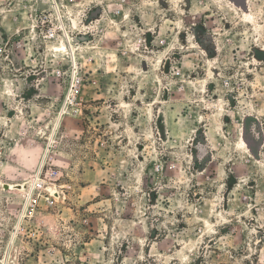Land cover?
<instances>
[{
  "label": "rangeland",
  "instance_id": "1",
  "mask_svg": "<svg viewBox=\"0 0 264 264\" xmlns=\"http://www.w3.org/2000/svg\"><path fill=\"white\" fill-rule=\"evenodd\" d=\"M0 264H264V0H0Z\"/></svg>",
  "mask_w": 264,
  "mask_h": 264
},
{
  "label": "bare ground",
  "instance_id": "2",
  "mask_svg": "<svg viewBox=\"0 0 264 264\" xmlns=\"http://www.w3.org/2000/svg\"><path fill=\"white\" fill-rule=\"evenodd\" d=\"M58 52H67L68 54H71L73 56V49H71L65 42H60L59 45L56 46ZM6 185V184H5ZM9 189H6V191L13 192V191H19L24 192L27 191L29 188V184H8ZM50 194L52 196H57L58 194H61L57 188H49Z\"/></svg>",
  "mask_w": 264,
  "mask_h": 264
},
{
  "label": "built area",
  "instance_id": "3",
  "mask_svg": "<svg viewBox=\"0 0 264 264\" xmlns=\"http://www.w3.org/2000/svg\"><path fill=\"white\" fill-rule=\"evenodd\" d=\"M49 203L54 204L55 203V199L49 198ZM33 208H34V205H33ZM32 211H34V209H32Z\"/></svg>",
  "mask_w": 264,
  "mask_h": 264
},
{
  "label": "water",
  "instance_id": "4",
  "mask_svg": "<svg viewBox=\"0 0 264 264\" xmlns=\"http://www.w3.org/2000/svg\"><path fill=\"white\" fill-rule=\"evenodd\" d=\"M4 188L9 189V185L8 184L4 185Z\"/></svg>",
  "mask_w": 264,
  "mask_h": 264
}]
</instances>
